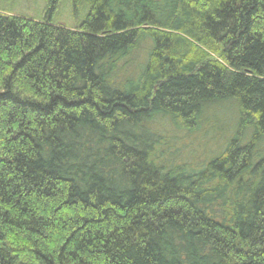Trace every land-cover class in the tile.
<instances>
[{
	"label": "trees",
	"instance_id": "trees-1",
	"mask_svg": "<svg viewBox=\"0 0 264 264\" xmlns=\"http://www.w3.org/2000/svg\"><path fill=\"white\" fill-rule=\"evenodd\" d=\"M85 1L0 12V264H264V0Z\"/></svg>",
	"mask_w": 264,
	"mask_h": 264
},
{
	"label": "rangeland",
	"instance_id": "rangeland-1",
	"mask_svg": "<svg viewBox=\"0 0 264 264\" xmlns=\"http://www.w3.org/2000/svg\"><path fill=\"white\" fill-rule=\"evenodd\" d=\"M45 0H0V12L12 15L23 16L34 20H41L44 17ZM88 6L85 0H59L52 15V23L66 28H75L85 18ZM145 46L136 49L131 55L130 64L125 70L110 79V82L119 88H123L128 79H137L138 73L135 63H141L145 58ZM134 61V62H133ZM235 102V101H234ZM219 107L216 117L208 111L205 115V123L215 127L220 124H229L234 120V112L237 116V104L224 103ZM216 128L202 126L189 135H183L178 143L182 144L183 153L193 159L200 161L210 158L217 146L223 143L225 135H219ZM177 144V145H179Z\"/></svg>",
	"mask_w": 264,
	"mask_h": 264
}]
</instances>
